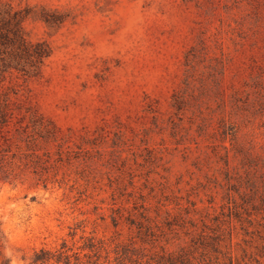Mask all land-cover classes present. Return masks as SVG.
<instances>
[{
  "label": "rangeland",
  "instance_id": "374dc122",
  "mask_svg": "<svg viewBox=\"0 0 264 264\" xmlns=\"http://www.w3.org/2000/svg\"><path fill=\"white\" fill-rule=\"evenodd\" d=\"M16 31L10 264L90 238L100 264H264V0H0Z\"/></svg>",
  "mask_w": 264,
  "mask_h": 264
},
{
  "label": "trees",
  "instance_id": "16d2710c",
  "mask_svg": "<svg viewBox=\"0 0 264 264\" xmlns=\"http://www.w3.org/2000/svg\"><path fill=\"white\" fill-rule=\"evenodd\" d=\"M0 35V47H6V45H14L16 43H24L23 35L16 31L13 33V38ZM43 44L37 43L35 45H30L29 47H25L26 49L20 50L17 52V55H26V56H34L41 61L50 55V51H41ZM22 58V57H21ZM2 70L7 71L11 68L22 70L23 66L19 60H8L2 59ZM14 116L13 110L9 107L8 104L0 103V182H12L16 179L17 175L14 174V170L7 168L5 161L8 158H18L19 153L23 151V148L14 145L13 139L18 140L19 142L24 141L23 136H15L9 128L12 123ZM38 117L37 114H35ZM44 120L43 118H38V121ZM18 129H16V132ZM37 135L43 137L40 131L36 132ZM27 151H33V154L38 149V145H33L31 143L27 144ZM34 166L37 163H33ZM27 166V164H25ZM1 234V232H0ZM88 245L82 248V251L85 249L90 250V254H85L81 257L79 252H72L71 248H68L67 243H63L61 248L56 251L42 249L40 252L35 254L32 264H100V250L102 248L101 243H96L94 238L88 239ZM1 243V236H0ZM2 245L0 244V264H10V262L5 258L3 252L1 251ZM143 264V263H142Z\"/></svg>",
  "mask_w": 264,
  "mask_h": 264
}]
</instances>
